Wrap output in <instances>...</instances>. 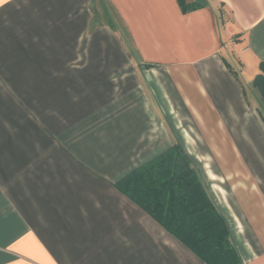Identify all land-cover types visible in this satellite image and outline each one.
I'll return each instance as SVG.
<instances>
[{"label": "crops", "instance_id": "crops-1", "mask_svg": "<svg viewBox=\"0 0 264 264\" xmlns=\"http://www.w3.org/2000/svg\"><path fill=\"white\" fill-rule=\"evenodd\" d=\"M261 64L264 0H0V264H207L119 188L174 145L264 264Z\"/></svg>", "mask_w": 264, "mask_h": 264}, {"label": "trees", "instance_id": "trees-1", "mask_svg": "<svg viewBox=\"0 0 264 264\" xmlns=\"http://www.w3.org/2000/svg\"><path fill=\"white\" fill-rule=\"evenodd\" d=\"M254 87L264 100V64ZM119 188L207 264H241L228 226L188 154L177 145L119 182Z\"/></svg>", "mask_w": 264, "mask_h": 264}, {"label": "rangeland", "instance_id": "rangeland-1", "mask_svg": "<svg viewBox=\"0 0 264 264\" xmlns=\"http://www.w3.org/2000/svg\"><path fill=\"white\" fill-rule=\"evenodd\" d=\"M238 72L240 73V71H238ZM241 78H243V77L241 76ZM242 80L244 81V83L246 82V80H244V79H242ZM255 90L256 89H255L254 85H246L248 100L251 102L252 105L257 104L256 107L260 110V113L262 114L263 119H264V104L260 101L256 102L255 95L253 94V93H256ZM206 152L207 151H204V150H195V151H192V154L196 155V157H198L200 160H202V158L206 156ZM202 163H204V161H202Z\"/></svg>", "mask_w": 264, "mask_h": 264}]
</instances>
